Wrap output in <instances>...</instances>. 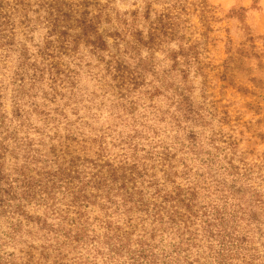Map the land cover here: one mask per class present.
<instances>
[{
	"label": "clouds",
	"instance_id": "obj_1",
	"mask_svg": "<svg viewBox=\"0 0 264 264\" xmlns=\"http://www.w3.org/2000/svg\"><path fill=\"white\" fill-rule=\"evenodd\" d=\"M0 264H264V0H0Z\"/></svg>",
	"mask_w": 264,
	"mask_h": 264
}]
</instances>
